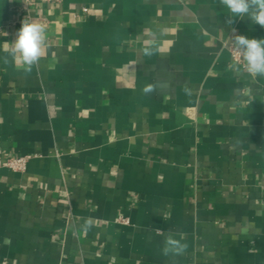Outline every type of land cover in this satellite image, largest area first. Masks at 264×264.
I'll use <instances>...</instances> for the list:
<instances>
[{
	"label": "crops",
	"instance_id": "0c3cea01",
	"mask_svg": "<svg viewBox=\"0 0 264 264\" xmlns=\"http://www.w3.org/2000/svg\"><path fill=\"white\" fill-rule=\"evenodd\" d=\"M229 15L0 0V264H264V77L228 67L235 35L264 28ZM24 19L46 30L31 72L8 55Z\"/></svg>",
	"mask_w": 264,
	"mask_h": 264
},
{
	"label": "clouds",
	"instance_id": "9594fccd",
	"mask_svg": "<svg viewBox=\"0 0 264 264\" xmlns=\"http://www.w3.org/2000/svg\"><path fill=\"white\" fill-rule=\"evenodd\" d=\"M219 3L230 13L226 17V23L231 25L235 19L247 17L251 23L264 28V0H219ZM235 17V19L233 18ZM46 30L43 25L28 22L24 19L16 38L11 42L8 55L13 61L23 67L25 72H31L32 66L39 63L46 42ZM237 60L228 65L229 69L239 71V62H244L243 68L253 77H264V38H247L243 35H235L233 40ZM145 56L153 55L151 46L143 49ZM7 58L5 63H7ZM156 86L149 84L143 88L145 93H152ZM91 226V221L85 222V229ZM187 244L174 238L172 234L166 236L162 247V255L174 259L186 252Z\"/></svg>",
	"mask_w": 264,
	"mask_h": 264
},
{
	"label": "built area",
	"instance_id": "2783aa9c",
	"mask_svg": "<svg viewBox=\"0 0 264 264\" xmlns=\"http://www.w3.org/2000/svg\"><path fill=\"white\" fill-rule=\"evenodd\" d=\"M39 1L42 3H55V2H60L61 0H39ZM83 10H86V9L84 8ZM229 53H230L231 61L235 62L237 60V57H236L234 46H231L229 48ZM241 62H242V60H240L239 63H241ZM30 157H31L30 154L11 156V157H8V158L4 159L3 161H1V164L3 166L10 168L11 170L24 171L26 168L27 161ZM118 221L122 222V223H128L127 218H125L123 216H119Z\"/></svg>",
	"mask_w": 264,
	"mask_h": 264
}]
</instances>
